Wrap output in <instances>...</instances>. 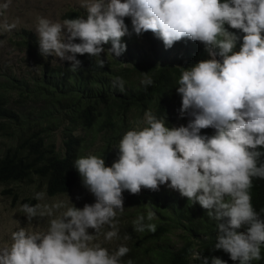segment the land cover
<instances>
[{"label":"clouds","instance_id":"1","mask_svg":"<svg viewBox=\"0 0 264 264\" xmlns=\"http://www.w3.org/2000/svg\"><path fill=\"white\" fill-rule=\"evenodd\" d=\"M9 3L0 4V17ZM82 6L86 17L62 21L37 17L35 28L40 54L69 61L73 72L81 67L78 54L95 57L104 67L101 54L109 43L107 52L120 57L127 50L122 37L132 32L139 36L151 31L166 49L184 38L201 42L208 59L182 72L177 88L182 97L180 115L173 110L171 128L165 116L146 111L145 126L125 132L111 166L96 155L75 159L74 168L95 196L94 203L78 208L69 198L51 205L22 204L29 223L48 217V227L13 231L11 243L0 246V264H125L122 258L130 249L120 245L110 252L98 237L119 238L117 216L125 209L124 191H158L161 185L178 191L191 205L198 203L216 222L214 250L229 254L233 264L261 259L264 209L255 210L251 189L253 178L264 179V0H91ZM126 17L131 18L132 32ZM16 27L17 22L0 19V30L11 32ZM124 85L121 77L112 81L121 91ZM185 114L192 117L187 126L182 120ZM177 120L182 125L173 127ZM207 128L213 130L201 132ZM46 196L40 191L34 199ZM154 217L151 209L138 215L134 230L154 233L156 224L145 222ZM192 259L227 264L198 251H192Z\"/></svg>","mask_w":264,"mask_h":264},{"label":"trees","instance_id":"2","mask_svg":"<svg viewBox=\"0 0 264 264\" xmlns=\"http://www.w3.org/2000/svg\"><path fill=\"white\" fill-rule=\"evenodd\" d=\"M77 16L78 12L71 11L61 19ZM125 23L132 32L131 18L126 17ZM12 37L16 50L41 68L40 73L33 69L18 76L10 74L6 63L0 68V186L5 187L1 194L11 190L13 197L26 196L23 200L28 199L29 192L17 186L34 179L47 197L68 193L81 177L74 161L84 156L83 146L89 147L93 139L92 152L86 156L102 157L105 165L111 166L119 155L122 136L146 111L158 118L165 116L166 126L171 128L175 119L170 109H174V101L182 103L177 92L182 72L208 59L201 42L184 38L166 49L151 31L139 36L132 32L122 37L127 50L120 57L107 52L109 43L103 46L104 67L98 66L97 58L78 54L81 67L73 72L69 61L53 66L49 60L43 63L38 41L30 32L21 30ZM138 40L146 47L139 46ZM116 77L125 81L123 91L112 86ZM148 78L153 81L151 85L141 83ZM190 119L185 114L183 124L187 126ZM129 120L134 126H125ZM56 135L61 140L59 147L55 146ZM253 185L252 204L260 212L264 209V179L253 178ZM123 199L125 209L117 220L119 238L124 242L116 249L120 245L130 249L122 258L125 264L129 259L133 264H201L192 259V251L209 260L216 256L227 264L234 263L223 250H214L216 222L198 203L191 205L178 191L168 187L142 189L139 194L124 191ZM149 209L155 217L145 222L156 224V231L136 232L133 221L138 215H147ZM169 234L174 241L167 238ZM126 235L130 239H124ZM251 264H264V245L261 259Z\"/></svg>","mask_w":264,"mask_h":264},{"label":"rangeland","instance_id":"3","mask_svg":"<svg viewBox=\"0 0 264 264\" xmlns=\"http://www.w3.org/2000/svg\"><path fill=\"white\" fill-rule=\"evenodd\" d=\"M9 2V0H0V4ZM91 0H10L9 7L6 10L4 17H0V19L6 18L9 23L17 22L16 29L11 32H6L0 30V68L4 66L9 67V72L13 76H18L20 72H33V69L36 73H40L41 68H37L32 64L31 58H28L24 52H20L16 50L15 45L13 44V35L19 33L21 30H25L33 34V36L38 41V34L35 31L37 17H47L53 21H62L61 16L67 12H78V16H87V10L82 5L86 3H90ZM139 46L145 48L146 45L142 40H138ZM39 45V43H38ZM103 54H101L102 56ZM42 62L45 63L48 60L50 64L60 65L61 63L68 62L66 60H60L58 57L42 56ZM181 104L179 102L174 101V110L175 116H179V109ZM134 128H143L145 126L144 117H139L134 121ZM133 121H128L125 126L129 127L134 126ZM182 125V121L177 120L173 127H179ZM215 132H209L206 135L211 136ZM90 139V138H89ZM61 145L60 138L56 135L55 137V146L59 147ZM94 147V139L89 147L83 146V155L86 156L92 152ZM118 159V156H115ZM17 188L20 191H28V199H22V197L26 198V196H15L13 197V192L11 190L6 191L4 194H1L2 189L5 187L0 186V246L9 245L11 243V233L13 231L18 230L20 227H24L30 231H45L48 227V217L44 218H34L30 223L27 220V217L21 210V205L24 203L35 204L40 203L44 204H53L58 201L68 202L69 198L71 202L75 204L78 208H83V206L87 204H92L95 202V196L83 185L82 177L77 180L76 185L66 194L58 195L55 197H47L44 200L36 201L34 196L37 192L44 191L43 187L39 184L37 179H34L32 182L20 183ZM160 187H167L166 185H161ZM10 188V187H6ZM143 189V188H142ZM64 209H61L62 212ZM59 215V212L56 213ZM108 230L107 226L105 231ZM93 230L89 229L91 233ZM178 233V232H177ZM168 239L174 241V237L172 234L167 236ZM98 241L102 244V246L108 248L111 252L116 249V247L123 243V239H113L112 241H106L104 239L103 234L99 235ZM179 245L176 244V247ZM239 264V262H235V264Z\"/></svg>","mask_w":264,"mask_h":264}]
</instances>
